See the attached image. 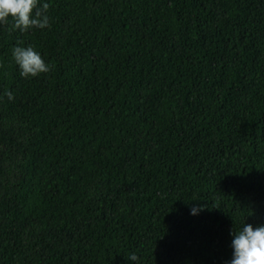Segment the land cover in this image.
Here are the masks:
<instances>
[{"label":"trees","instance_id":"obj_1","mask_svg":"<svg viewBox=\"0 0 264 264\" xmlns=\"http://www.w3.org/2000/svg\"><path fill=\"white\" fill-rule=\"evenodd\" d=\"M45 2L0 24V264H230L264 226V0Z\"/></svg>","mask_w":264,"mask_h":264},{"label":"clouds","instance_id":"obj_2","mask_svg":"<svg viewBox=\"0 0 264 264\" xmlns=\"http://www.w3.org/2000/svg\"><path fill=\"white\" fill-rule=\"evenodd\" d=\"M49 7V3L40 4V0H0V24H8L11 18L12 30L26 32L34 27L43 29L50 23L47 15ZM12 56L24 78L50 71L49 65L33 46H15ZM5 95L9 100L14 99L11 91H6ZM202 210L203 206L193 208L192 214ZM233 235L234 252L230 264H264V226L253 228L251 224H243L239 230L235 228ZM128 259L137 261L138 257L132 254Z\"/></svg>","mask_w":264,"mask_h":264}]
</instances>
